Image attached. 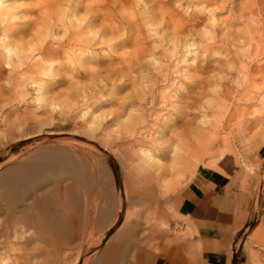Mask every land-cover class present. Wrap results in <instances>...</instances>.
Wrapping results in <instances>:
<instances>
[{
    "label": "rangeland",
    "instance_id": "1",
    "mask_svg": "<svg viewBox=\"0 0 264 264\" xmlns=\"http://www.w3.org/2000/svg\"><path fill=\"white\" fill-rule=\"evenodd\" d=\"M4 1L0 177L55 147L83 177L81 241L44 264H89L123 217L164 264H264V0ZM208 169L230 194L211 238L180 209Z\"/></svg>",
    "mask_w": 264,
    "mask_h": 264
},
{
    "label": "bare ground",
    "instance_id": "2",
    "mask_svg": "<svg viewBox=\"0 0 264 264\" xmlns=\"http://www.w3.org/2000/svg\"><path fill=\"white\" fill-rule=\"evenodd\" d=\"M4 2L0 0L1 7ZM13 7L9 5L0 11V22ZM262 20L264 26V14ZM258 38L264 44L263 36ZM4 44L3 50L9 51L10 44ZM145 156L152 161L150 152L146 151ZM67 161L65 150L45 148L35 152L27 163L5 170L0 177V218H8V224L0 225V264H44L45 256L47 261L54 260L57 249L81 241L85 208L80 202L78 186L83 177L77 170L67 169L64 166ZM147 198L148 194L138 191L135 200L140 202ZM107 206L110 208L109 203ZM101 208L94 213L96 224L107 215L104 206ZM55 244H59V248ZM215 251L218 249L206 250L207 253Z\"/></svg>",
    "mask_w": 264,
    "mask_h": 264
},
{
    "label": "crops",
    "instance_id": "3",
    "mask_svg": "<svg viewBox=\"0 0 264 264\" xmlns=\"http://www.w3.org/2000/svg\"><path fill=\"white\" fill-rule=\"evenodd\" d=\"M228 192L229 182L226 176L210 169L197 174L189 182L185 192L187 202L183 200L180 209L183 215L199 224L200 229L201 227L205 228L202 232L204 233L202 236L205 238H211L212 234L210 232L212 231L224 230L225 224L228 223V218L219 210L223 201L230 196L229 194L226 197L225 194ZM116 216L117 214L112 207L110 214L106 215L94 227L105 228L108 222L114 223ZM127 218L129 217L127 216ZM133 218L127 221L124 220V217L122 218L123 220H121L114 235L104 243L100 252L92 258L89 264H164L159 259H152L148 254V250L140 247L143 240L142 231L139 228L138 221L135 219L132 221ZM88 233L89 231L86 234ZM214 236L216 235L214 234ZM132 253L134 258L131 263L127 256ZM211 253L217 252H209L206 255ZM211 264H220V260L214 258Z\"/></svg>",
    "mask_w": 264,
    "mask_h": 264
}]
</instances>
